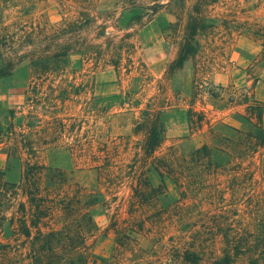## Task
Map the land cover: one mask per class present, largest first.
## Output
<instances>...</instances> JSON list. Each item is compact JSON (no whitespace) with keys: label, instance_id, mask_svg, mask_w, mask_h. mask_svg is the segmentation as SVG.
Here are the masks:
<instances>
[{"label":"rangeland","instance_id":"374dc122","mask_svg":"<svg viewBox=\"0 0 264 264\" xmlns=\"http://www.w3.org/2000/svg\"><path fill=\"white\" fill-rule=\"evenodd\" d=\"M92 3L93 21L86 23L84 0H0L1 23L26 13L21 23L34 42L0 78L1 180H18L15 161L8 167L6 159L11 138L24 158L80 175L102 145L118 158L131 157L142 137L133 135L134 123L149 109L165 111L162 152L171 145L185 152L209 129L236 135L227 126L241 128L246 107L264 105V0ZM187 40L194 54L171 69ZM128 195L126 185L118 189L120 210ZM0 264L21 261L9 251Z\"/></svg>","mask_w":264,"mask_h":264},{"label":"trees","instance_id":"16d2710c","mask_svg":"<svg viewBox=\"0 0 264 264\" xmlns=\"http://www.w3.org/2000/svg\"><path fill=\"white\" fill-rule=\"evenodd\" d=\"M93 6L84 0L86 23ZM18 13L11 24L0 16V78L34 44L21 23L26 13ZM193 54V44L183 42L170 68ZM263 110L248 105L243 126H227L234 136L209 129L189 151L171 145L162 152L165 111L149 109L134 123L133 135L142 137L131 157L102 145L80 175L24 158L11 138L6 159L8 167L15 161L18 180L0 179V255L15 251L21 264H264ZM125 185L120 210L117 193Z\"/></svg>","mask_w":264,"mask_h":264}]
</instances>
